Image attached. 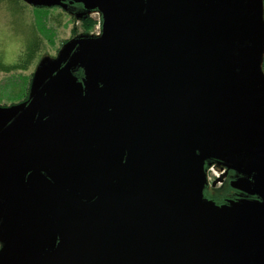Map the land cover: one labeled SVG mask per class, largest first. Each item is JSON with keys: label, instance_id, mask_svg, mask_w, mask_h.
<instances>
[{"label": "flooded vegetation", "instance_id": "1", "mask_svg": "<svg viewBox=\"0 0 264 264\" xmlns=\"http://www.w3.org/2000/svg\"><path fill=\"white\" fill-rule=\"evenodd\" d=\"M60 4L51 7L77 20L98 14L102 28L97 10L69 0ZM120 9V16L135 20L134 31L122 34L138 41L127 51L149 58L147 68H158L151 86L144 82L141 89L136 80L145 66L127 60L120 71H133L134 81L114 68L101 79L97 74L100 105L86 67L74 66L70 73L82 91L77 103H59L58 113L42 115V122L55 116L51 128L8 134L9 193L27 168L18 221L29 237L36 233L34 254L44 264H264V146L240 150L231 139L238 100L221 89L238 87L223 83L225 77L204 85L193 81L206 59L220 65L221 73L232 70L257 87V79L238 68V51L248 47L233 43L225 64L204 53V44L215 52L231 41L236 19L245 31L247 17L232 12L221 20L220 12L229 10L222 0H133L131 9ZM210 25L216 29L205 42L204 26ZM256 54L262 74L263 52ZM56 73L45 71L50 78ZM120 84L128 85L123 94ZM63 94L58 92L59 99ZM146 101L158 106L142 127ZM166 147L178 153L168 155L152 179L151 168ZM151 184L169 209L157 207L161 202L151 195ZM26 251L33 254L29 245Z\"/></svg>", "mask_w": 264, "mask_h": 264}, {"label": "rangeland", "instance_id": "2", "mask_svg": "<svg viewBox=\"0 0 264 264\" xmlns=\"http://www.w3.org/2000/svg\"><path fill=\"white\" fill-rule=\"evenodd\" d=\"M223 3L229 6L228 11H221L220 19L226 20L231 13L234 15H245L247 17V29L243 31V27L239 23V18L236 19V28L232 32L231 41L223 42L214 47L213 52L210 47L204 44V53L218 55L222 58V62L229 61L227 57L229 49L233 43L240 48H251L255 53L262 54L264 50V20L262 16V0H222ZM248 2H252L249 6ZM69 13V12H68ZM66 11L57 7H41L36 8L22 2L14 0H0V110H7L8 107L18 106L20 110L27 109L28 113L38 112L35 103H21L23 95L26 93L30 97L29 82L32 74L41 65L53 66L59 60L60 54H63L64 46L69 42L80 39L94 37L100 33V20L98 14L93 13L89 17L77 20L69 15ZM237 17V16H236ZM91 20L93 26L89 31H84L82 21ZM217 25V24H216ZM216 25L204 26V41L210 37V34L215 31ZM218 29V28H217ZM190 33L189 28L186 30ZM85 50V49H84ZM28 54V55H26ZM30 55V56H29ZM23 56V57H22ZM66 66H70V58L63 56ZM48 61V62H47ZM19 62L20 65L13 64ZM118 64L127 63L122 57L116 59ZM125 62V63H124ZM131 62L146 66L149 63V58H133ZM78 61L76 62V64ZM169 64V60L166 62ZM117 69L118 64L113 63ZM152 68H154L152 66ZM158 68L151 69L142 68L145 70L146 85L151 86V75ZM67 74V70H63ZM121 73V71L118 69ZM123 75V74H122ZM126 81H134L126 73L123 75ZM140 83L141 89L144 87L140 79L136 80ZM223 82L234 85L242 90L249 97V94L256 95L262 100L257 101V107L254 108L240 103V111L244 114L243 122L237 120L235 130H232L231 139L236 143V147L240 150L247 148L253 144L264 146V72L257 78V87L252 88L248 82L239 74L232 70L228 71V77ZM55 83H51L53 87ZM123 89L125 92L128 85L120 84L118 89ZM117 86L115 85V94H117ZM258 91L250 93V90ZM262 105V107H261ZM158 104L146 101L140 111V121L147 119ZM24 112V111H23ZM30 119L32 122H28ZM38 117L23 116L19 112L12 120L11 129L13 131L22 130H41V126L37 124ZM62 121V120H61ZM55 124V121L50 123V127ZM0 191L2 188V170L8 175V123L0 128ZM250 134V136H249ZM5 204L0 207V264H44L35 254H30L26 251V246L19 245L18 231L14 228H8V211L4 210Z\"/></svg>", "mask_w": 264, "mask_h": 264}, {"label": "water", "instance_id": "3", "mask_svg": "<svg viewBox=\"0 0 264 264\" xmlns=\"http://www.w3.org/2000/svg\"><path fill=\"white\" fill-rule=\"evenodd\" d=\"M27 5L33 7H51V6H62L60 3L64 0H22ZM75 3H81L84 6L85 11L97 10L99 13L103 15V25L101 28V34L99 37H89V38H80L75 39L68 43V45L64 46L63 54L59 56V61L53 66L41 65L40 70L37 73V76L32 82L31 90H30V103H35L37 105L38 112L36 113H28L27 109L20 110L18 106L7 109L0 110V128L3 125H6L8 122H11L13 118L19 113L22 112L23 116L32 117L33 115H37L38 117L37 124L39 126L44 125V128H51L50 123L54 121L55 116H48L45 122L40 121L42 115L44 114H56L60 111L58 108L59 103H68L69 106H74L77 101L81 98L82 91L78 85H75V80L73 79L70 70L72 67L77 65H83L87 69V75L90 77L91 82L94 84L93 89L96 92V82H97V74L98 78L101 79L105 75V72L112 70L114 68L116 71L121 70L122 65L116 62L118 57H122L124 60L133 59V53L127 51L129 43L138 44L136 40H130L123 38L122 34L127 33L128 31L135 29V20L131 21V18L125 13L119 14L120 6H124L127 9H131L133 6V0H125L122 3V0H69ZM121 12H123L121 10ZM138 17L142 12V8L138 7ZM137 21V20H136ZM85 49V50H84ZM64 55L70 58L71 65L66 66L64 64ZM143 59V58H142ZM78 63L76 64V62ZM202 64L208 66L205 69V66H200L197 73L195 74L193 81H197L198 84L204 85L208 81H210L214 77H228L227 73H221L222 68L220 65L211 60L203 59L201 60ZM118 64L117 67L113 64ZM125 63V62H124ZM49 67V71H56V76L54 78H50L48 74H45V71ZM211 67H215L213 72H210L208 69ZM147 68V65L144 67ZM238 68L241 74L250 77L251 79H257L261 76L260 70V56L257 55L251 48H244L238 51ZM63 70H67V74H64ZM119 72V71H118ZM121 73L125 76L126 71H121ZM128 75H133L134 72L127 73ZM145 70L141 72L140 81L143 84L146 82ZM225 78L223 80H225ZM217 80L215 78L213 81ZM223 80H221L223 82ZM51 83H55L53 87H51ZM225 83V82H223ZM230 89L232 88H222V92L230 93L229 96L236 98L237 104L235 105V110L237 112V118H239V122H243L244 114L240 111V103L246 104L252 108L257 107V101L262 100L256 95L249 94V97L245 95L240 88L238 89ZM88 91V89L86 88ZM64 92L62 95V99H59L60 96L58 92ZM241 91V92H238ZM258 91V90H256ZM255 91V92H256ZM115 92V91H114ZM95 98L98 104L102 105V101L99 96H97V92ZM112 95V94H111ZM65 98V100H63ZM67 98V99H66ZM71 101L73 103H71ZM264 115V111L262 110ZM225 114H230L229 111H225ZM112 120V118L110 117ZM28 122H32L28 119ZM113 122V120H112ZM12 123V122H11ZM115 125V122H113ZM28 133H31L27 130ZM33 131V130H32ZM20 131H13L11 129V125L8 127V134L16 133ZM2 133V132H0ZM21 136V134H20ZM177 149H173L171 147L163 148L159 151L158 157L156 159L155 164L151 168L152 179L158 173L157 171L161 167L163 161L166 159L168 155L177 154ZM232 152L229 151L226 153L227 158L232 159ZM223 157V154L221 155ZM9 157V153H8ZM31 169V168H29ZM28 169V170H29ZM27 171L25 168L21 171L20 180L18 181L17 189H10L11 183H8V175L5 170H2V188L0 191V207L2 204L6 205L4 210L8 211V228H14L18 231V240L17 243L22 246L32 247L33 254L34 248L36 247V243L34 242L36 238L35 231L31 233L29 237V231L25 230L22 226V223H19L18 218L20 217L21 210L23 209V200L22 196L26 190V187L23 186L22 177ZM148 176V175H147ZM150 192L152 196H156L157 199L161 202L160 206H157L159 209H169V205L165 200H163L159 195H157L154 190L152 184L150 185ZM9 193V194H8ZM35 202V201H34ZM38 208L39 205L35 202ZM1 210V209H0ZM1 216V215H0ZM2 218V216H1Z\"/></svg>", "mask_w": 264, "mask_h": 264}, {"label": "trees", "instance_id": "4", "mask_svg": "<svg viewBox=\"0 0 264 264\" xmlns=\"http://www.w3.org/2000/svg\"><path fill=\"white\" fill-rule=\"evenodd\" d=\"M16 1H19V0H14V2H16ZM20 2H21V0H20ZM262 2H263L262 16H263V20H264V0H262ZM92 26H93V23H92L91 20H85V21H82V28H83L84 31H85V30H86V31H89V30L91 29ZM26 55H28V54H26ZM29 56H30V55H29ZM22 57H23V56H22ZM14 65H20V63L17 62V63H15V64H13L10 68H13ZM262 69H263V72H264V54H263V61H262Z\"/></svg>", "mask_w": 264, "mask_h": 264}]
</instances>
